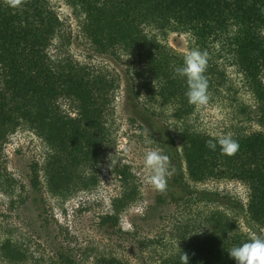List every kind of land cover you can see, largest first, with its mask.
<instances>
[{
    "label": "trees",
    "instance_id": "obj_1",
    "mask_svg": "<svg viewBox=\"0 0 264 264\" xmlns=\"http://www.w3.org/2000/svg\"><path fill=\"white\" fill-rule=\"evenodd\" d=\"M64 1L83 15V29L98 54H115L110 50L116 49L131 52L144 64L157 84L158 96L176 107L179 119L189 116L192 110L185 96L186 82L174 73L183 60L149 38L146 29L187 32L206 47L219 37L228 39V51L236 66L257 92L259 107L250 111L248 118L261 130L234 137L239 150L232 157L221 155L219 146L216 151L209 150L206 141L212 137L192 129L185 130L179 150L171 138H167V146L155 135L152 137L175 169L168 186L172 182L173 186L194 193L201 202L246 214L258 226L254 233L263 234L264 91L259 77L264 72V0ZM59 27L60 20L48 0H27L17 10L9 9L0 0V155L7 136L21 123L35 130L54 150L44 167L46 185L53 194L71 192L70 187L76 184L83 188L96 184L95 177L82 180L81 175L83 169L97 162L106 130L102 117L105 104L98 98L105 89L101 78L91 80L82 69L69 67L64 71L52 66L48 48ZM208 82L210 89L212 84ZM63 97L75 102V117L64 114L57 106V100ZM130 97L134 100L138 95L134 91ZM185 172L194 182L227 179L245 184L249 189L246 208L228 196L191 189L185 183ZM115 176L124 190L112 201L114 214L99 218L100 227H116L118 214L137 196L124 169H117ZM30 185L33 190H40L37 165L31 167ZM169 197L176 199L169 190L163 195L156 192L155 205L163 206ZM211 226L213 230L206 237L190 241L160 264H181L182 252L188 254L189 264H236L228 252L233 246L248 242L250 235L239 231L236 223L222 212L212 215ZM50 229L46 222L44 241L51 237ZM51 250L59 264H78L73 250L65 243H57ZM1 253L9 263H20L26 257L11 241L1 245ZM94 264L124 263L102 257Z\"/></svg>",
    "mask_w": 264,
    "mask_h": 264
},
{
    "label": "rangeland",
    "instance_id": "obj_2",
    "mask_svg": "<svg viewBox=\"0 0 264 264\" xmlns=\"http://www.w3.org/2000/svg\"><path fill=\"white\" fill-rule=\"evenodd\" d=\"M48 2L60 20L48 48L52 66L64 71L69 67L82 69L91 80L101 78L105 86L98 94L100 103L105 104L104 148L97 162L82 170V180L95 177V185L83 188L76 184L70 187L71 192L53 194L46 185L44 167L54 150L24 123L7 136L0 155V264H59L51 248L60 242L73 250L78 264H94L102 257L124 264H160L190 241L210 234L211 217L216 212L226 214L239 231L254 233L258 226L246 214L201 202L194 193L173 186L172 182L168 190L176 199L169 197L163 206H156V191L142 179L145 151L159 148L152 134L167 146V138H171L179 150L186 129L211 137L231 134L233 138L261 130L248 118L250 111L259 107L257 92L236 66L228 51V39L219 37L206 47L187 32L146 29L149 38L156 39L179 59L183 60L193 48L208 54L205 74L212 84L209 103L203 107L192 105L189 116L179 119L176 107L158 96L157 84L133 53L116 49L110 50L115 54H98L83 29L79 9L64 0ZM259 79L264 91V72ZM134 91L138 98L133 100L130 96ZM57 106L70 117L77 113L75 102L65 97L57 100ZM129 148L131 151H126ZM33 165L38 169L37 191L30 185ZM117 169L126 171L137 196L118 214L116 227H100L99 218L114 214L112 201L124 190L115 176ZM184 174L191 189L228 196L246 208L249 189L245 184L227 179L194 182ZM46 222L51 225V237L44 241ZM260 231L264 234L263 228ZM6 241L23 250L24 261L7 262L1 253Z\"/></svg>",
    "mask_w": 264,
    "mask_h": 264
},
{
    "label": "clouds",
    "instance_id": "obj_3",
    "mask_svg": "<svg viewBox=\"0 0 264 264\" xmlns=\"http://www.w3.org/2000/svg\"><path fill=\"white\" fill-rule=\"evenodd\" d=\"M9 9L17 10L23 7L27 0H3ZM208 54L199 48L191 49L184 57L183 64L174 69L175 76L186 82L185 96L190 105L203 107L209 103V82L205 75L208 67ZM151 143V141H149ZM219 146L221 155L232 157L239 150V143L231 134L213 136L206 141V147L216 151ZM126 151L130 152L131 149ZM170 157L159 148H149L143 156V182L151 189L163 195L168 190V179L174 175ZM179 247V244H178ZM236 264H264V234L252 233L248 242L233 246L228 252ZM181 264H189V256L182 252Z\"/></svg>",
    "mask_w": 264,
    "mask_h": 264
}]
</instances>
